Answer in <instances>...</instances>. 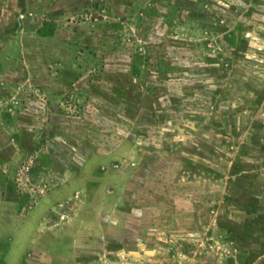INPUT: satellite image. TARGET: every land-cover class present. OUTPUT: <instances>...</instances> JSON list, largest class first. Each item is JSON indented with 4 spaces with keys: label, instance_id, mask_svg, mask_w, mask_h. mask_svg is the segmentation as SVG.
<instances>
[{
    "label": "rangeland",
    "instance_id": "1",
    "mask_svg": "<svg viewBox=\"0 0 264 264\" xmlns=\"http://www.w3.org/2000/svg\"><path fill=\"white\" fill-rule=\"evenodd\" d=\"M0 264H264V0H0Z\"/></svg>",
    "mask_w": 264,
    "mask_h": 264
}]
</instances>
